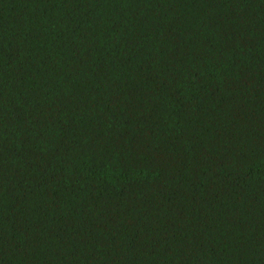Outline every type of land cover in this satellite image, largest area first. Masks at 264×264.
Here are the masks:
<instances>
[{
  "label": "trees",
  "instance_id": "trees-1",
  "mask_svg": "<svg viewBox=\"0 0 264 264\" xmlns=\"http://www.w3.org/2000/svg\"><path fill=\"white\" fill-rule=\"evenodd\" d=\"M0 264H264V0H0Z\"/></svg>",
  "mask_w": 264,
  "mask_h": 264
}]
</instances>
